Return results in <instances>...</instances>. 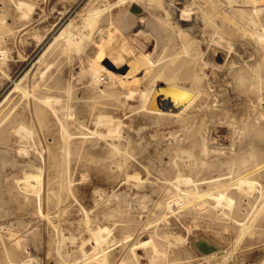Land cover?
Segmentation results:
<instances>
[{"label": "rangeland", "instance_id": "1", "mask_svg": "<svg viewBox=\"0 0 264 264\" xmlns=\"http://www.w3.org/2000/svg\"><path fill=\"white\" fill-rule=\"evenodd\" d=\"M119 1L0 0V50L7 54L3 69L9 76L0 85V264H149L136 259L148 249L139 245L151 238L167 254L159 264H210L202 259V245L217 249L211 260L264 264V43L256 41L264 23L255 27L236 15L252 9L250 0H213L216 8L209 0ZM90 15L95 27L86 23ZM71 24L77 38L91 36L79 54L62 52L61 35ZM127 37L138 46L112 47ZM155 52L159 67L186 60L192 80L177 82L200 91L201 107L181 117L153 116L143 98H127L126 85L111 83L115 93L90 91L92 63L128 76L146 69V57ZM151 74L139 87L149 86ZM50 81L60 82V127L47 118L31 123L33 99L17 90L22 85L38 95ZM69 96L72 110L63 105ZM17 116L27 119L24 133L13 123ZM61 123L72 135L68 156ZM115 127L120 136L108 137ZM38 173L41 192L35 183L23 184L26 175ZM220 176L226 179L222 186L179 183ZM241 179L254 181L255 188L236 190ZM185 191L206 196L187 202ZM223 192L231 208L213 199ZM99 228L111 234L100 246L91 234Z\"/></svg>", "mask_w": 264, "mask_h": 264}, {"label": "bare ground", "instance_id": "2", "mask_svg": "<svg viewBox=\"0 0 264 264\" xmlns=\"http://www.w3.org/2000/svg\"><path fill=\"white\" fill-rule=\"evenodd\" d=\"M127 0H121L117 3V5H122L125 4ZM211 7L212 8H216L218 7L217 3H214L213 0H209ZM89 2V1H88ZM227 2L229 4H234L237 3V1L234 0H227ZM109 4V3H108ZM248 4L250 5L249 8H252L250 10H244V9H239L237 10V14L241 15V17L244 19L245 17L247 18V22L251 23L252 25H254L255 27L259 26V22L262 21L264 23V1L263 0H250L248 2ZM187 5V4H186ZM21 6V5H20ZM190 6V5H189ZM188 6V7H189ZM24 10L28 7H26L25 5H23ZM19 8V7H18ZM21 8V7H20ZM142 8V7H141ZM187 8V7H186ZM189 8H187L188 10ZM191 9V7H190ZM189 9V11H190ZM22 10V8H21ZM29 10V8H28ZM31 10V9H30ZM186 10V9H185ZM135 11V10H134ZM171 11V10H170ZM173 11V10H172ZM188 11V12H189ZM30 12V11H28ZM186 12L187 11H183L182 13V17L186 16ZM26 15L28 14L27 11L25 13ZM24 14V15H25ZM140 14V11L136 14H134V16H137ZM172 14L175 15V13L173 12ZM217 14V13H216ZM25 15V16H26ZM96 15V14H95ZM95 15H90L86 19V23L87 25H90L91 27H95V22L93 21V17ZM168 15V13H167ZM27 17V16H26ZM132 17V16H131ZM226 18H228V15H225ZM234 17V15H233ZM233 17H230L228 19L234 20ZM130 18V17H129ZM26 19V18H25ZM126 20V19H125ZM129 20V19H128ZM181 21L184 22V19H181ZM73 22V21H72ZM84 22V21H81ZM195 22V21H194ZM125 23V21H124ZM145 23V22H144ZM143 23V24H144ZM234 23V22H233ZM261 23V22H260ZM70 24V23H69ZM82 24V23H81ZM85 24V23H83ZM131 24V23H130ZM113 25V24H112ZM146 25V24H145ZM85 26V25H84ZM73 24H71L69 26V29H67V31H64V33L61 35V38L65 39V46L63 47V53H68L70 52L72 49H77V51L80 50L81 45L83 44V41L86 39H89L91 36L88 35H80V38H77L76 35L72 34V30H73ZM87 28V27H86ZM85 28V29H86ZM89 28V27H88ZM87 28V29H88ZM125 26L122 27L120 26L121 32H123L125 29ZM142 28V27H141ZM86 29V30H87ZM112 29V27H111ZM189 29V28H188ZM85 30V31H86ZM134 30V28H133ZM76 31V30H75ZM80 31V30H79ZM81 31H84L81 30ZM84 31V32H85ZM113 31V29L111 30ZM110 31V32H111ZM119 32V30H117ZM67 33V34H66ZM87 33V32H86ZM182 33V32H181ZM76 34V33H75ZM79 34V33H78ZM82 34V33H81ZM88 34V33H87ZM115 33H112V39L114 38ZM128 34V33H127ZM124 35V34H123ZM126 35V34H125ZM130 35V34H129ZM110 36V34H109ZM131 36V35H130ZM124 37V36H123ZM253 37H255L253 35ZM130 38V37H129ZM146 38V36H145ZM56 39V38H55ZM133 39V37H132ZM135 39V38H134ZM255 39V38H254ZM60 41V38L57 39L56 43L58 44V42ZM131 41V40H130ZM128 37L127 38H123L121 39V41L118 42V44H116L115 46H112L113 48L117 49V48H121L124 47L128 44H130L131 46H135L132 45L130 43ZM134 41V40H133ZM145 41V40H144ZM203 41V40H202ZM258 43L262 44L264 43V34H257V40ZM109 41L103 40L102 41V45H106L108 44ZM132 42V41H131ZM93 44V43H92ZM46 45V44H45ZM192 43L190 42L189 44L186 45L185 49L192 47ZM138 46V45H136ZM86 47V46H85ZM144 49V48H142ZM186 51V52H187ZM80 52V51H79ZM185 52V51H184ZM185 52V53H186ZM199 52V51H198ZM201 52V50H200ZM188 53V52H187ZM202 53V52H201ZM261 53V52H259ZM79 54V53H77ZM156 52L152 53L150 55H148L145 59V62H147L149 64V66L144 69V70H138L137 72L130 74L128 76H119L116 74L111 73L110 71H108L107 69L103 68L100 64H94L92 63L91 66H89V68H92L86 71L90 72V78H91V85H89L90 91L92 92V94L95 95H103L105 94L107 91V89H112L110 91H112L113 93H115V89H113L112 87H110L113 82L120 84V86H128L126 87L129 91L126 92V95L128 94L127 98H133L136 97L137 99L139 97L144 99V104H143V108L145 110V112L149 115H153V116H173V117H181V116H186L190 113L193 112V110H195L198 107H201L200 104V99H201V93L200 91H195L193 89H188L184 86H181L178 82L177 79L178 78H188L191 79V73L190 76L187 73L186 70H184L183 66L184 64H186V60L184 61H178V58H173L170 60V62L166 65H162V66H157L156 62H154V56L156 57ZM7 54H5L2 50H0V85L2 84V82L4 81V79H9L8 74L6 73V71L3 69L4 67H7V61H6V56ZM179 55V54H178ZM186 55V54H185ZM199 55V54H198ZM158 56V55H157ZM180 56V55H179ZM197 56V55H196ZM195 56V57H196ZM204 56V55H203ZM60 57V52L56 55H54V59L52 60V63H47L46 66L51 68V66L58 61ZM204 58V57H203ZM229 58V57H228ZM195 58H191V61H193ZM198 60V59H197ZM260 60V59H259ZM200 61V59L198 60ZM204 61V60H203ZM197 63V62H196ZM210 63V62H209ZM191 64V63H189ZM195 64V62H194ZM206 64V63H205ZM212 64V63H211ZM207 65V64H206ZM209 65V64H208ZM207 65V67H209ZM215 64L211 65V68H215L213 67ZM191 66V65H190ZM196 67V66H195ZM203 67L205 68V66L203 65ZM217 67V66H216ZM88 68V67H87ZM203 68V69H204ZM219 68V67H218ZM187 69V68H186ZM202 69V68H201ZM202 69V70H203ZM83 70V69H82ZM189 70V69H188ZM196 70V69H195ZM217 70V69H214ZM85 71V70H84ZM191 71V70H190ZM204 71V70H203ZM202 71V72H203ZM213 71V70H212ZM220 71V70H219ZM237 71V70H235ZM154 73V75L151 74V76H153L151 80V82L149 83V86H145V87H139V82H142V79L148 75L149 73ZM193 72V71H192ZM85 74V72H81V74ZM195 73V71H194ZM143 74L142 78H139V76H141ZM235 75V73H233ZM16 75V74H15ZM37 75V74H36ZM35 75V77H36ZM201 75V74H199ZM212 75V73H211ZM210 75V76H211ZM217 75V74H216ZM199 77V76H198ZM198 77H194V81L196 84H198ZM18 78V77H17ZM151 78V77H150ZM193 78V77H192ZM201 78V77H200ZM209 78V77H208ZM149 79V78H148ZM204 79V78H203ZM202 79V80H203ZM192 80V79H191ZM205 80V79H204ZM112 83V84H111ZM203 83V82H202ZM201 83V84H202ZM203 85V84H202ZM205 87V86H204ZM60 82H47L45 84H43L41 86V88L39 89L38 95H35L34 93L32 94V92L28 91L27 89H24L22 85H17V90L19 92H21L23 94V96L25 98H32L33 99V103L32 105L33 110L31 111V119L30 122L31 123H39L42 124L44 122L43 119L47 118L48 120L52 119V121H54V125L55 126H59L60 127V116H59V108L60 107ZM202 88V87H201ZM206 89V88H205ZM204 89V90H205ZM208 93V92H207ZM206 90H205V94ZM203 94V93H202ZM6 95V94H5ZM201 95V96H200ZM110 98V97H109ZM71 99L70 96L68 98L67 101L63 102L64 105V109L66 110H72V108H74V106L70 103ZM94 101V100H93ZM98 103V102H97ZM134 104V103H133ZM254 106V105H252ZM256 107V106H254ZM261 107V106H260ZM176 109L178 110L176 112ZM90 112V111H89ZM103 113V112H102ZM104 114H102L103 116ZM262 115V114H261ZM104 117V116H103ZM101 118V117H100ZM98 119L99 121H101V119ZM107 118V117H106ZM96 119V120H97ZM105 119V118H104ZM97 120V121H98ZM110 120V119H109ZM27 119H20V117H15L13 120V123L15 125H17L18 128V132H23L28 126L26 125ZM96 123L99 124L100 126H102V122L101 124L100 122ZM108 121V120H107ZM215 121V120H214ZM79 122V121H76ZM216 123V122H215ZM80 124V123H79ZM110 124V123H109ZM108 124V125H109ZM107 125V124H106ZM40 126V125H39ZM62 126V134H63V139H65L67 141V145L66 147L63 149L62 153H64L65 155H69L71 153V144L69 145V143H71L72 140V135L67 131L65 123H61ZM107 128L109 126H106ZM105 127V128H106ZM126 127V126H125ZM194 127V126H193ZM82 128V127H81ZM118 128V127H117ZM116 127L112 129L107 130L106 135L108 137H115V136H120V132L118 131L119 129H117ZM206 128V127H205ZM209 129V128H208ZM27 130V129H26ZM206 130V129H205ZM204 130V131H205ZM43 131V130H42ZM17 132V131H16ZM17 132V133H18ZM25 132V131H24ZM23 132V133H24ZM27 132V136H32V132L31 131H26ZM181 132V131H180ZM16 133V134H17ZM140 133V132H139ZM189 133V131H188ZM203 133V132H202ZM22 133H19V136ZM24 136V135H23ZM26 136V134H25ZM24 136V137H25ZM26 136V137H27ZM96 136V135H95ZM100 136V135H99ZM98 136V137H99ZM22 137V135H21ZM22 137V138H24ZM25 137V138H26ZM104 137V136H103ZM203 137V136H202ZM25 142V141H24ZM181 142V141H180ZM175 143V141H174ZM176 144V143H175ZM179 144V143H178ZM204 147V146H203ZM30 149V148H29ZM25 150V149H24ZM31 150V149H30ZM115 150L117 152L118 149L117 147H115ZM205 150V149H204ZM209 150V149H208ZM231 150V149H230ZM233 150V149H232ZM231 150V151H232ZM204 152V151H203ZM7 154V153H6ZM234 154V153H233ZM3 155V154H2ZM21 155V153H20ZM1 156V155H0ZM25 156V154H24ZM186 156V155H185ZM6 157V156H5ZM182 159V158H181ZM208 159V158H207ZM245 163H248V160H245ZM245 165H243L242 167L244 168ZM68 171V170H67ZM158 173V172H157ZM68 174V173H67ZM180 177V176H179ZM42 177L40 176V174L38 173L37 176H34L32 174L30 175H26V178L23 180V184L24 186L31 187L30 185H32V183L36 184V187H40L41 186V179ZM69 178V177H68ZM178 180H181L180 178ZM183 180V179H182ZM180 181L179 183H183L187 186H191L193 188L198 189L199 186L201 185H212V186H222V183L224 180L226 179H221V176L218 177L217 179H207V180H203V181H192V180H183ZM210 180V181H209ZM177 181V180H176ZM201 182V183H200ZM69 185V184H68ZM71 185V184H70ZM33 186V185H32ZM237 188L236 190H247V191H252L255 188V182L252 180H248V179H241L238 181L237 183ZM30 189V188H29ZM34 191V190H33ZM42 189L39 188L38 192H41ZM32 192V191H31ZM186 195H185V200L187 202H189L190 200H195L198 198H202L204 196H206V194H202L199 193V191L195 192V191H185ZM33 193V192H32ZM35 193V192H34ZM130 193V192H129ZM36 194V193H35ZM127 194V193H126ZM104 197V196H103ZM113 198V197H112ZM116 198V197H115ZM104 199V198H103ZM107 199V198H106ZM128 199V198H127ZM180 199V198H179ZM213 199H215L218 203V207H220L219 205L222 206H227V207H232L233 206V201L231 200L230 197H228V195L223 192V193H218L216 196H213ZM100 200V199H99ZM117 200V198L115 199ZM138 200V199H137ZM119 201V200H118ZM125 202H128L125 200ZM178 202V201H177ZM176 202V203H177ZM182 204V203H181ZM177 206V204H175ZM179 205V204H178ZM183 206V205H181ZM217 206V205H216ZM217 208V207H216ZM169 211V210H168ZM223 211V210H222ZM225 212V211H224ZM226 213V212H225ZM223 215H225L224 213H222ZM231 215V214H230ZM227 216H229L227 214ZM87 219V216H86ZM88 221V220H87ZM80 227V226H79ZM112 233V231H111ZM92 237L94 238V240L96 241V244H98V246H100L102 243L104 244L105 242H107L110 239V232L109 229H103V228H99L97 231H93L92 233ZM176 239V237H175ZM168 240V245L173 246L174 243L170 238H167ZM65 243V242H64ZM108 243V242H107ZM106 244V243H105ZM114 244V243H113ZM62 245V244H61ZM68 245V244H67ZM201 244H199L200 246ZM109 246V245H108ZM140 248H138V250H142V247H146L148 248L147 251H145L143 257H138L137 256V261L140 263V261H148L149 264H159V261L162 259V257L164 255H167L166 252L165 253H161L156 246H154L153 243V238H151V240L149 242H142L140 245ZM138 247V246H137ZM175 247V246H174ZM202 250V259L206 260L208 263L210 264H234L235 259H232L233 257H228L226 258H219L216 260H211L214 257V251H216L217 249L213 248V247H206L204 245H202L201 247ZM134 251V250H133ZM103 254V253H102ZM134 254V253H133ZM230 254V253H229ZM104 255V254H103ZM216 255V254H215ZM230 256H233L230 255ZM136 257V256H135ZM105 258V257H104ZM93 264V263H92ZM105 264V263H104Z\"/></svg>", "mask_w": 264, "mask_h": 264}]
</instances>
